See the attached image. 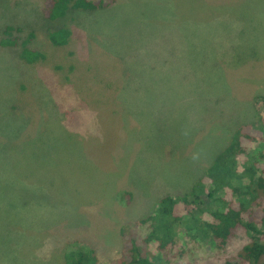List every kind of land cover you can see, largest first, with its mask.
Returning a JSON list of instances; mask_svg holds the SVG:
<instances>
[{
  "label": "rangeland",
  "instance_id": "obj_1",
  "mask_svg": "<svg viewBox=\"0 0 264 264\" xmlns=\"http://www.w3.org/2000/svg\"><path fill=\"white\" fill-rule=\"evenodd\" d=\"M43 7L0 0V39L20 29L0 45V264H66L83 248L110 264L124 226L264 116V0H115L55 20ZM29 33L44 60L18 57ZM245 241L200 243L191 264L234 260Z\"/></svg>",
  "mask_w": 264,
  "mask_h": 264
},
{
  "label": "trees",
  "instance_id": "obj_2",
  "mask_svg": "<svg viewBox=\"0 0 264 264\" xmlns=\"http://www.w3.org/2000/svg\"><path fill=\"white\" fill-rule=\"evenodd\" d=\"M114 2L44 0L43 13L55 20L70 10L104 9ZM19 31L5 26L0 45L17 46ZM32 36L29 33L19 42L18 57L26 63L45 58L43 52L28 46ZM47 36L52 45L62 46L68 43L71 30L62 26ZM258 99L264 108V94ZM242 231L246 241L234 260L226 258L222 264H264V116L257 124L235 128L228 144L187 192L162 196L149 214L124 226L121 254L110 264H191L200 243L222 251ZM64 260L66 264H101L91 248L69 251Z\"/></svg>",
  "mask_w": 264,
  "mask_h": 264
}]
</instances>
